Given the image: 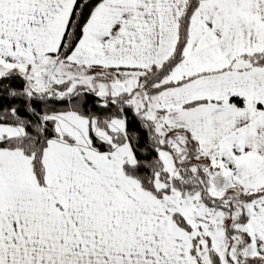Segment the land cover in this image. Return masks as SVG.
<instances>
[{
	"label": "snow or ice",
	"instance_id": "obj_1",
	"mask_svg": "<svg viewBox=\"0 0 264 264\" xmlns=\"http://www.w3.org/2000/svg\"><path fill=\"white\" fill-rule=\"evenodd\" d=\"M0 264H264V0H0Z\"/></svg>",
	"mask_w": 264,
	"mask_h": 264
}]
</instances>
